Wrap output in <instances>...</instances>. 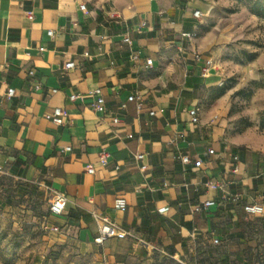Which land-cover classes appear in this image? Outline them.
<instances>
[{
	"label": "crops",
	"instance_id": "1",
	"mask_svg": "<svg viewBox=\"0 0 264 264\" xmlns=\"http://www.w3.org/2000/svg\"><path fill=\"white\" fill-rule=\"evenodd\" d=\"M258 24L264 21L245 0H0V201L29 197L48 212L64 194L65 213L49 214L41 226L52 246L75 247L91 264H149L154 251L199 264L216 240L225 250L244 243L248 220L259 221L264 240V217L243 209L264 205V137L256 134L264 106L244 113L255 128L234 134L233 93L219 94L222 57L233 42L256 53L240 65L244 82L264 77ZM207 59L214 65L204 76ZM67 62L75 68L64 70ZM96 89L103 115L92 107ZM131 95L141 97L140 108L127 101ZM197 106L200 122L193 124L189 110ZM55 108L68 113L62 127L45 118ZM186 155L192 164L181 162ZM119 198L127 201L123 210L115 209ZM205 201L216 205L194 212ZM104 218L127 237L96 244ZM234 259L244 262L240 254Z\"/></svg>",
	"mask_w": 264,
	"mask_h": 264
},
{
	"label": "rangeland",
	"instance_id": "2",
	"mask_svg": "<svg viewBox=\"0 0 264 264\" xmlns=\"http://www.w3.org/2000/svg\"><path fill=\"white\" fill-rule=\"evenodd\" d=\"M254 3L255 0H245L249 11L253 9ZM258 29L261 33L256 44L260 46L259 43L264 42V24H258ZM248 43L254 45L255 41ZM243 47L242 42H233L231 51L222 57L225 62L221 70L225 80L221 89H224L226 94L233 93L229 117L235 125L234 134H243L248 128H255L256 124L249 117H245L244 113L254 109L261 110L264 106V89L256 88L251 82L243 80L245 69L240 65L249 63L246 58L248 49ZM259 90L263 92L257 94ZM256 134L264 137V131L260 129L256 130ZM6 200L4 203L0 201V264H91L85 257L81 258L75 247L52 246L48 240L50 230L41 226L48 214L42 210L39 201L32 202L29 197L22 196L16 199L13 195ZM258 222L246 221L244 243L230 245L228 250L217 248L216 258L231 256L232 260L227 264H264V244L259 242L258 231L255 230ZM159 254L154 251L149 258V264H182L178 260L163 258ZM239 254L244 256V262L234 259ZM223 264H226V261Z\"/></svg>",
	"mask_w": 264,
	"mask_h": 264
},
{
	"label": "built area",
	"instance_id": "3",
	"mask_svg": "<svg viewBox=\"0 0 264 264\" xmlns=\"http://www.w3.org/2000/svg\"><path fill=\"white\" fill-rule=\"evenodd\" d=\"M81 10L85 11L86 6L85 5H81ZM114 17H117L116 14H113ZM28 17L30 19L33 18L31 13H28ZM194 17L195 18H200L202 17V13L200 11H196L194 13ZM146 23L142 24V27H145ZM49 36H53V32L50 31ZM184 37L187 38H191L192 35L191 34H184ZM124 42L127 44H131V39L128 35H126V37L124 38ZM41 51H43V49H41ZM139 59V55L138 54H134L133 55V60H138ZM146 65L147 67H151L153 65V61L148 59L146 61ZM214 63L212 59H207L205 60V65L202 69V74L204 76H208L210 74L211 68L213 67ZM64 70H71L75 68V63L74 62H67L64 65ZM14 90H10L8 92V97H13L14 95ZM56 92V91H54ZM90 96L94 99L92 107L93 110L98 113V114H105L106 113V104H105V98L104 95L102 93V91L100 89H96L93 92L90 93ZM77 99H83V97L79 96V95H73L70 97L71 101H76ZM128 102H136L138 107L140 108L142 106V100L141 97L139 95H131L130 97H128L127 99ZM127 107L126 102L122 103L121 105V109L125 110ZM202 109L200 106L194 107L192 109L189 110V114L191 117V121L193 124H198L200 122V113H201ZM155 113L151 112L150 115L153 116ZM46 120L52 122L54 125L58 126V127H62L66 124V120L68 118V113L65 109L63 108H55L53 110V112L51 114H47L45 115ZM120 120L119 118H114V123H119ZM71 148L67 147L66 151H70ZM214 150L210 149L209 150V154H214ZM109 157V154L107 152H103L101 154V161L103 163H106L107 158ZM137 161H142L145 158L144 154H137L135 156ZM235 159L237 160L238 158L235 157ZM180 160L183 164L185 165H190L192 164V160L189 156H181ZM201 161L197 160L195 161L194 165L196 167L200 166ZM141 171H146L147 170V166L146 165H142L141 166ZM90 174L94 173V169L90 168L87 171ZM5 171L2 167H0V185L2 182V177L4 176ZM236 200H239V198L237 197ZM67 203H68V199L64 194H56L54 196V198L52 199V201L50 202L49 205V209L48 212L50 215L52 216H62L65 213L66 207H67ZM216 205V203L214 201H205L203 204L197 206L194 208V212L196 213H200L203 211H207L210 208L214 207ZM127 207V201L124 198H119L116 200L115 202V209L116 210H123ZM244 212L252 217H264V205L261 203H256V202H252L249 204L244 205ZM52 231L54 232H60V229L58 227H53ZM127 233H125L124 231H119L117 226L111 222L108 219H102V224L99 226L98 229V236L95 239V243L98 245H102L106 240L110 239V238H118V239H124L127 237ZM214 245H219V241H214ZM163 255L167 256V257H171L174 259L173 256H171L168 253L162 252ZM183 264V262H181Z\"/></svg>",
	"mask_w": 264,
	"mask_h": 264
},
{
	"label": "trees",
	"instance_id": "4",
	"mask_svg": "<svg viewBox=\"0 0 264 264\" xmlns=\"http://www.w3.org/2000/svg\"><path fill=\"white\" fill-rule=\"evenodd\" d=\"M250 12L252 14L256 15L260 20L264 21V1H260V0L255 1L253 9H251ZM255 57H256V53H247L246 54V58L248 59V62H252L255 59ZM251 83L254 84L256 88L264 89V77L260 81H252ZM219 94L220 95L225 94V90L220 89ZM259 129L264 131V114L261 115V117H260ZM47 214L49 215V212H47ZM257 226H258V223H257ZM259 242L264 244V240H261ZM210 247H211L212 255L211 254L206 255L203 253L200 254V256L198 258V263L199 264H223L224 263L223 258H219V257L216 258V253H215V252H217V248H224L223 244H220V245L212 244V245H210ZM159 255H161L163 258H170V259L174 260L173 258L167 257L163 254H159Z\"/></svg>",
	"mask_w": 264,
	"mask_h": 264
}]
</instances>
